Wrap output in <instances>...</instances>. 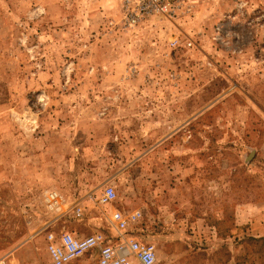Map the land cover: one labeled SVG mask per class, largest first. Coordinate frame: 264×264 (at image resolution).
<instances>
[{
    "label": "rangeland",
    "instance_id": "374dc122",
    "mask_svg": "<svg viewBox=\"0 0 264 264\" xmlns=\"http://www.w3.org/2000/svg\"><path fill=\"white\" fill-rule=\"evenodd\" d=\"M121 1L0 0V261L44 264L49 232H111L110 183L159 264H264V0H185L135 26ZM75 184L94 191L81 215ZM157 184L171 209H152Z\"/></svg>",
    "mask_w": 264,
    "mask_h": 264
},
{
    "label": "built area",
    "instance_id": "2783aa9c",
    "mask_svg": "<svg viewBox=\"0 0 264 264\" xmlns=\"http://www.w3.org/2000/svg\"><path fill=\"white\" fill-rule=\"evenodd\" d=\"M185 0H122L121 15L127 26H135L146 19L160 17L174 19L184 7ZM117 197V190L108 184L97 198L100 204L112 203ZM45 202L50 210L63 207L64 198L57 190L48 192ZM81 215V208L75 210ZM140 216L139 212L131 216L116 210L111 217L119 242H114L105 232L96 231L89 235L79 236L74 232H49L47 250L54 264H65L90 251H97L98 264H134L133 257L141 264H159L157 249L151 242H143L133 237H126L128 224ZM0 264H5L4 258Z\"/></svg>",
    "mask_w": 264,
    "mask_h": 264
},
{
    "label": "crops",
    "instance_id": "0c3cea01",
    "mask_svg": "<svg viewBox=\"0 0 264 264\" xmlns=\"http://www.w3.org/2000/svg\"><path fill=\"white\" fill-rule=\"evenodd\" d=\"M127 169L128 168H126V167L123 168V170H121L122 174L126 175ZM111 177H112V173L108 169H105V170L103 169L101 173H91V174H86L84 176L83 175L82 176H78V175H70L69 176V178L71 180H74V182H81V183L82 182H85V183H87V182H99L101 184L103 182H110L111 181ZM164 178H166V176ZM101 184H99L100 187L102 186ZM108 184H110V183L104 184L101 187V189L103 190ZM75 185L76 186L71 189V202H72L71 204H72V206H71L70 210L75 209L77 206H79L80 204L85 202L88 199V197L92 193H94V191L92 190L93 187L91 185H88V184L85 185V186H78L77 184H75ZM157 185L158 186H157L156 189L151 190V196L152 197H151V203L150 204H151V207L154 206V207H152V209H159V211H160V209H171L169 207V204H168L167 200H165V199H168L167 198L168 193L173 194V191H167V190L163 189L164 187L161 189L160 188L161 184H157ZM99 186H96L95 188H97ZM131 193H132V191H131ZM203 197H204V203H206L205 202L206 198H207L206 197V192L203 194ZM128 198H129V201L126 200L125 203H124V202L121 201V197L118 195L116 197V199L112 203L108 204L107 207H106L107 210H108L107 219H108V222L111 224V227H110L111 232H106V234L114 242H119L120 239L118 238L115 229L112 227L111 217H112V214L116 210H120V209H121L120 211L123 212V214L126 215L124 209H127L126 207L128 206V204H130V199L132 197L129 196ZM240 205H241L240 207H238V206H233V207L229 206L228 208L238 209V208H241L242 205H244V204H240ZM245 206L249 207L248 205H245ZM247 207H245V208H247ZM205 208H206V205L204 204V208H203L204 212H207V213L211 212L209 209H212V207L209 206V209H207V208L205 209ZM138 209H143V208L141 206ZM70 210L69 209L68 210L64 209V212L65 211L66 212H70ZM242 210H244V212H245L244 214L245 215L247 214V216H249L250 218H251V215L254 214V209L253 208H251V209H240V211H242ZM215 211H216V207L213 208V212H215ZM263 214H264V211H263ZM84 217H85V220L87 221V218L89 217V213L88 212L84 213ZM158 219L159 218H158V213H157L156 214V218L154 220V225H153V228L155 227L154 229L156 231L159 229L158 227L160 225ZM203 219L205 220V217ZM167 222L168 221L166 220L165 223L167 224ZM262 225H263V229H264V222L262 223ZM91 227L94 230L97 229L96 227L95 228L93 226H91ZM103 232H105V231H103ZM156 235H158V237L160 236L158 234V232H156ZM126 237L128 238L130 236H128L126 234ZM155 237H157V236H155ZM165 245L168 246V243L166 242ZM213 247L216 248L215 245H213ZM90 252L96 254V256H97L96 260H97V264H98L97 251H90ZM90 252H87V253H90ZM87 253H85L84 255H86ZM84 255H82V256H80L78 258H75V259H73V260H71V261H69V262H67L65 264H89L87 262V260L85 258H83V257H85ZM35 257L36 256H34L32 260H28L27 264H33V263L37 262V260L34 259ZM44 260H45L44 264H54L52 262V259H51V256H50L49 253L45 256ZM135 260H136V258L133 257V261H135ZM4 261H5V264H23L24 263V261L21 260L18 256H16V255L11 256L9 254L4 256Z\"/></svg>",
    "mask_w": 264,
    "mask_h": 264
}]
</instances>
